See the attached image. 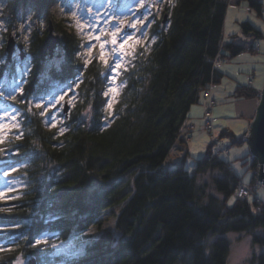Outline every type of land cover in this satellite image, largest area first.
Segmentation results:
<instances>
[{"label":"trees","instance_id":"obj_1","mask_svg":"<svg viewBox=\"0 0 264 264\" xmlns=\"http://www.w3.org/2000/svg\"><path fill=\"white\" fill-rule=\"evenodd\" d=\"M6 1L14 18L30 0ZM34 1L38 13L51 16V0ZM242 2L264 14V0H235ZM232 3H168L167 18L152 24L147 40L132 49L126 46L112 117L105 90L117 58L114 50L108 60L100 57L99 46L84 56L88 37L60 23L58 63L45 81L41 49L48 30L32 33L27 45L32 64L24 87L0 94V104L17 113L14 124L0 134V168L12 167L8 175L20 182L0 197V264H17L21 257L36 258L37 264H229V232L250 234L254 245L264 246V197L257 194L260 161L253 157L252 180L246 182L253 195L240 198L235 191L245 181L224 157L230 149L224 137L242 143L245 136L234 139L237 135L229 130L215 131L217 139L209 137L195 171L186 167L193 109L209 104L206 91L221 82L228 57L261 49L264 31L248 19L241 21L240 34L254 35V40L227 39ZM13 27L10 20L8 34ZM104 35L111 39L110 33ZM6 55L1 48L0 73L16 63ZM219 58L222 67L215 69ZM254 78L248 73L247 83L237 85V99L262 98ZM52 80L72 81L76 94L68 113L61 112L60 124L48 127L51 108L39 100ZM212 98L217 102L213 90ZM176 148L185 155L173 161L170 153ZM210 171L218 172L212 183L201 181ZM3 183L1 178L0 188ZM108 212L117 218L116 228L93 237L87 231L102 229ZM72 236L83 240L82 253L57 249ZM250 263L264 264V249L253 251Z\"/></svg>","mask_w":264,"mask_h":264},{"label":"rangeland","instance_id":"obj_2","mask_svg":"<svg viewBox=\"0 0 264 264\" xmlns=\"http://www.w3.org/2000/svg\"><path fill=\"white\" fill-rule=\"evenodd\" d=\"M172 1L173 0H122V2H117L116 0H51V16H49L45 12L38 13L35 6L36 2L30 0L19 6L14 19L13 16L10 15V11L12 12L10 8L11 4L6 0H0V50L3 47L6 49L10 36L9 34H12L17 39L18 44H26L25 51L27 52L25 58H22L21 50L18 48L14 54L15 60H13V62L16 61V63H14L11 69L7 71L4 69L2 73H0V94H7L6 92H8V90L14 92L24 87V84L28 79L27 73L32 64L27 46L30 43L31 35L35 30L43 33L46 29L49 34L50 23L52 20L53 25L55 26V32H59L57 25L59 24L60 26V23L62 25L64 23V26L69 30H73L78 35L88 37L90 43L84 46V51L83 49L81 51V54L84 56L95 54V47L99 46L100 49H98V51L100 57L108 60L114 50L115 57L117 58L114 63H112V75L105 90V95L107 96L106 108L109 110L112 117L120 93V87L118 85L120 68L118 73H114L113 69L116 64L122 65L123 59L125 58V55H127L126 47L121 50L120 44L123 43V40L126 39L127 36H132V40L129 42L130 49H132V46L135 44L137 45L139 41L145 42L152 24L166 15V6ZM232 4L234 5H231L228 11L229 20L226 35L229 34L232 37L231 39L235 38L233 35H239L240 40L244 42L254 40V35L240 34L242 29L241 19L250 20L256 27H259L264 31V14L260 15L255 10L250 9L246 2L237 5L235 0H233ZM10 20L14 21V27L8 34ZM149 21L151 23H148ZM132 23H136V28L130 27ZM104 33H110L111 39L109 40L107 38L108 36L106 37ZM48 34L46 35V38ZM114 34L117 41L116 44L112 43ZM230 36L228 38H230ZM97 37H99V39H97ZM259 40L264 43V38ZM101 45H103V47H101ZM111 46H113V48ZM60 47L61 44L56 49L54 56L48 55L46 59L43 60V62L47 64V70L43 75V80L45 81L51 77L50 73L52 72L51 68L53 65L58 63L57 56L60 54ZM6 57L8 58V53ZM6 57H4L3 60H5ZM229 58L231 57H228L227 59ZM243 60V57H239L236 62H238L239 65V62H244ZM237 72L238 74L240 73L239 70H237ZM113 76H115V79H113ZM255 76V81L257 83L258 78H260V73H258L257 70H255ZM238 78H241V76L239 75ZM234 79L238 80L236 77H234ZM51 82L54 81L52 80ZM75 85L76 84L72 81H55L51 84V87L47 92L40 93L43 94V99L39 101L44 102L46 108H51L50 113L47 116L48 127H53V123L55 125L58 123L60 124V114L63 109L65 110L66 103L69 102V107L70 104L72 105V103H74L76 94ZM112 89H115V91H112ZM229 98L231 103L234 99H237L234 94L230 95ZM248 100L250 99H237L238 103L242 102V104H244V102H251L246 108L250 111L254 108L256 113L254 116L256 117L258 110L257 107L259 105L256 106L255 104L256 102L260 104L261 100L258 97L250 101ZM16 115L17 113L14 109L5 108L0 104V134L14 124V121L17 118ZM13 116H15L14 120L11 119ZM248 116L249 115L245 118H248ZM225 119H227V117H225L223 121ZM253 120L254 119H250L251 122ZM225 122L235 130L237 136H235L234 139L238 136H246L250 131L249 119H244L240 114L239 116L235 114L232 115L231 118L225 120ZM204 124L205 118L203 115L202 123H199L198 126L205 130ZM198 126L195 125L193 128H198ZM223 128L224 127L218 128L219 134L223 131ZM224 139L225 143L230 148L229 154L224 157L231 162L235 172L243 177L245 182L250 183L253 174L250 165L253 161L254 155L249 141L245 140V142L242 143H235L231 140L230 136H225ZM202 140L205 141L204 143H208V132H206V138ZM199 148L200 146L190 148L192 153L187 157L186 167L191 172H194L197 166L196 159L203 154ZM184 155V151L176 148L170 153V158L173 159V161H177L182 159ZM12 170V167L7 166L5 171L2 172V169L0 168V179L3 178L4 182L3 186L0 188V192L4 193V195L0 197L6 198L10 192L20 186L18 179H14L11 175H8ZM5 173H7V175H5ZM217 173V171H210V173L200 176V179L201 181H209L212 183L213 175ZM257 194L264 197V185L260 182L258 184ZM103 218L104 222L102 229L93 226L87 231L93 237L100 236L106 228H116L117 218L110 212L104 215ZM226 236L232 241L228 259L229 264H251L250 257L253 251H261L264 249V246L253 244L250 234L244 232H229ZM57 249L66 250L74 254L82 253L84 250L83 240H79L77 236H72L68 240L60 242L57 245ZM30 260L21 257L17 264H29Z\"/></svg>","mask_w":264,"mask_h":264},{"label":"crops","instance_id":"obj_3","mask_svg":"<svg viewBox=\"0 0 264 264\" xmlns=\"http://www.w3.org/2000/svg\"><path fill=\"white\" fill-rule=\"evenodd\" d=\"M228 20H229V14L227 15L225 31L228 27ZM242 20H245V19L242 18L241 21ZM226 36H227V39H230L228 38V36H230L229 34ZM261 43L262 42L260 41L261 49L259 51H246L235 57H231L227 60L226 64L223 66L222 71L225 73V75L222 78L221 82L213 89V95L217 101V105L215 107V115L217 116V120H216L217 131H218V128L224 127L223 130H229L236 134L235 130L232 129L225 122V120L231 118V116L234 114L237 116H239L240 114L244 119H249V126H250L249 128H251L250 119H255L254 114H256L254 111V108L251 111L246 108L251 102H244V104H242V102L238 103V101L234 99L233 102L231 103L229 96L235 93L236 87L238 84L245 85L247 83V74L248 73L255 74V70H257L258 73H260V78H258V82L256 83L255 81L256 76H255L254 87L258 89L259 91L263 92V89H264V43L262 44ZM239 57H243L244 62L242 63L239 62V65H238V62H236V60ZM237 70L240 71L239 74ZM239 75L241 76V78H238ZM234 77H236L238 80H235ZM254 98H257V97H252V98H247V99L252 100ZM255 105L258 106L259 103L256 102ZM203 111H204L203 107L201 106L195 107L192 111V117L188 121V124H189L188 126H191L192 124H196L198 126L199 123H202ZM247 115H249L248 118H245L247 117ZM225 117H227V119L223 121ZM190 136H191L189 138L190 148L195 147V146H198V147L200 146L199 148L200 151L204 153L208 143L207 142L204 143L205 141L202 139L206 138V131L200 128V126H198V128L191 131Z\"/></svg>","mask_w":264,"mask_h":264},{"label":"water","instance_id":"obj_4","mask_svg":"<svg viewBox=\"0 0 264 264\" xmlns=\"http://www.w3.org/2000/svg\"><path fill=\"white\" fill-rule=\"evenodd\" d=\"M167 16V15H166ZM62 43V34L55 32V26L51 20L50 31L47 38L44 40L41 53L42 59L45 60L48 55L54 56L56 49ZM21 50L22 58H25L27 52L24 49L23 44H18L17 39L11 34L7 42L8 58L12 62L14 60V54L17 49ZM69 109V103H66L65 111ZM248 139L252 153L254 157H257L260 161V168L258 171V177L261 184L264 185V89L262 92L261 102L258 106L257 115L251 122V128L246 136ZM29 264H37L36 258H32Z\"/></svg>","mask_w":264,"mask_h":264},{"label":"built area","instance_id":"obj_5","mask_svg":"<svg viewBox=\"0 0 264 264\" xmlns=\"http://www.w3.org/2000/svg\"><path fill=\"white\" fill-rule=\"evenodd\" d=\"M258 48V46H257ZM223 62V60L221 58L216 60V64L221 65ZM248 81L249 83L253 82V75H249L248 76ZM214 86H211L208 90L209 93H207L208 97L210 98V102L208 105H206L207 107H205L204 109V118H205V124H204V128L205 131L209 133V137L210 140H215L217 139L215 136V115H214V105H215V100L214 98H212V90H213ZM119 97V96H118ZM116 103V102H114ZM113 103V104H114ZM217 142H219L217 140ZM225 152H228V150H225ZM253 195V191L251 190V186L248 185L246 182H241L235 191V196H239L240 198H247L249 196Z\"/></svg>","mask_w":264,"mask_h":264},{"label":"snow or ice","instance_id":"obj_6","mask_svg":"<svg viewBox=\"0 0 264 264\" xmlns=\"http://www.w3.org/2000/svg\"><path fill=\"white\" fill-rule=\"evenodd\" d=\"M148 23H151V22L149 21ZM130 27H132V28H136V23H132V24L130 25ZM97 39H99V37H97ZM131 40H132V36H127V38L123 40V43L120 44V49H121V50L125 49V47H126L127 45H129V42H130ZM112 43H113V44H116V43H117L116 38H115V34L113 35ZM101 47H103V45H101ZM120 67H121L120 64H116L115 68L113 69V72H114V73H118V70H119ZM113 79H115V76H113ZM112 91H115V89H112ZM109 106H110V104H109ZM11 119L14 120V119H15V116L11 117ZM52 126L54 127L55 124L53 123ZM62 131H63V129L61 130V132H62ZM0 142H2V141H0ZM0 151H2V149H0ZM5 175H7V173H5ZM3 195H4V193L0 192V196H3ZM229 203H231V201H230Z\"/></svg>","mask_w":264,"mask_h":264},{"label":"bare ground","instance_id":"obj_7","mask_svg":"<svg viewBox=\"0 0 264 264\" xmlns=\"http://www.w3.org/2000/svg\"><path fill=\"white\" fill-rule=\"evenodd\" d=\"M166 15L168 16V14L166 13ZM165 15V19L167 18V16ZM214 67H215V69H219V68H221L222 66L221 65H218V64H216V62H215V65H214ZM120 73V72H119ZM111 75H112V71H111ZM118 78H119V76H118ZM118 85H119V83H118ZM206 93H209L208 92V90L206 91ZM215 103V105H214V115H215V107H216V105H217V102H214ZM65 113H68V111L66 112V111H64ZM204 112L205 111H203V115H204ZM215 118H216V120H217V116L215 115ZM187 125H189V124H187ZM195 125L196 124H192L191 126H188L190 129H196V128H193V127H195ZM191 131H193V130H191ZM215 131H217V128H216V121H215ZM248 135V134H247ZM246 135V136H247ZM246 136H245V140L246 141H248V139H246Z\"/></svg>","mask_w":264,"mask_h":264}]
</instances>
